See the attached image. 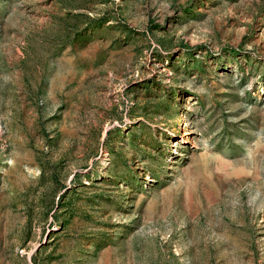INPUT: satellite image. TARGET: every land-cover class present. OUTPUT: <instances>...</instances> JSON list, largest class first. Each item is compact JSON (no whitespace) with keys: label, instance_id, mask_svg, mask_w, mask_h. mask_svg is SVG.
Returning <instances> with one entry per match:
<instances>
[{"label":"rangeland","instance_id":"374dc122","mask_svg":"<svg viewBox=\"0 0 264 264\" xmlns=\"http://www.w3.org/2000/svg\"><path fill=\"white\" fill-rule=\"evenodd\" d=\"M0 264H264V0H0Z\"/></svg>","mask_w":264,"mask_h":264}]
</instances>
